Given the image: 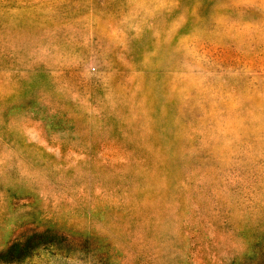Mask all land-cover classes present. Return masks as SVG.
I'll return each instance as SVG.
<instances>
[{"label":"rangeland","instance_id":"374dc122","mask_svg":"<svg viewBox=\"0 0 264 264\" xmlns=\"http://www.w3.org/2000/svg\"><path fill=\"white\" fill-rule=\"evenodd\" d=\"M0 264H264V0H0Z\"/></svg>","mask_w":264,"mask_h":264}]
</instances>
